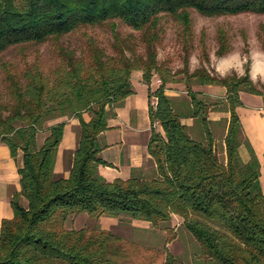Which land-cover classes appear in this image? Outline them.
Masks as SVG:
<instances>
[{"label": "trees", "instance_id": "obj_1", "mask_svg": "<svg viewBox=\"0 0 264 264\" xmlns=\"http://www.w3.org/2000/svg\"><path fill=\"white\" fill-rule=\"evenodd\" d=\"M188 8L206 16L264 13V0H0V52L14 44L52 41L58 57L48 73L37 62L19 75L6 72L9 92L0 101V142L11 157L21 152L22 163L17 168L21 189L10 199L12 216L0 222V264H183L165 249L173 234L156 249L106 229L67 228L66 221L80 213L96 219L125 213L153 227L175 214L199 246L195 264H264L259 163L242 140L236 111L240 91L263 93L247 73L218 76L195 70L189 75L199 84L225 88L224 158L210 131L211 108L195 91L186 88L185 112L174 110L164 93L167 71L156 61L158 21L168 14L187 28ZM115 21L133 32L122 34ZM105 24L111 54L89 35L79 55L61 42L83 27ZM221 45L220 54L227 49ZM132 70H141L147 85L153 71L159 74L160 84L148 91L157 98L156 106L148 108L147 144L157 174L107 181L98 167L110 165L98 156L97 138L132 93ZM85 111L91 114L87 121ZM185 116L200 121L203 139L194 138L192 128L181 122ZM70 117L79 121L78 143L68 176L56 177L57 148ZM241 144L248 151L246 161Z\"/></svg>", "mask_w": 264, "mask_h": 264}, {"label": "rangeland", "instance_id": "obj_2", "mask_svg": "<svg viewBox=\"0 0 264 264\" xmlns=\"http://www.w3.org/2000/svg\"><path fill=\"white\" fill-rule=\"evenodd\" d=\"M190 23L187 28L182 22L171 15L161 14L158 21L160 29L159 40L156 46V61L162 67L167 79V89L175 94L171 99L176 112H185L189 103L186 88L196 92V96L206 102L213 110H224L226 104L218 92L216 97H209L204 84H199L189 75L195 70H205L213 75L224 76L236 74L237 76L248 74L255 87L262 91L264 96V13L244 12L233 15H202L192 8L187 9ZM117 30L122 34L133 32L125 24L115 21ZM134 34H137L136 32ZM86 35L92 36L96 44L108 54L112 53V37L108 24L96 27H83L80 30L64 36L62 44L73 49L79 55L84 47ZM225 44L226 51L218 53ZM37 62L44 73H48L58 63V57L54 52L52 41L43 43L26 42L14 44L0 52V101L8 98L9 80L6 72L19 75L24 68L33 67ZM158 72L153 71L151 81L160 84ZM23 79L21 80V82ZM91 116L90 112L85 111ZM71 119L67 118V121ZM58 120V119H57ZM78 121V120H77ZM75 122H69L66 126L67 133L74 134L76 141L79 138V126ZM196 127V128H195ZM192 128V135L200 133L203 139L202 125L200 121ZM214 138L216 151L224 158L222 139L225 129V121L219 120L216 124H209ZM159 129V128H158ZM199 130V131H198ZM202 133V134H201ZM65 135V137H66ZM42 139V135L40 136ZM66 139V138H65ZM67 140L62 142L66 145ZM67 150H62L61 156H66ZM14 159L15 166L19 165L21 152ZM12 166L14 165L11 162ZM6 194L5 185L0 186V197ZM85 214V213H84ZM173 218L166 223H160L156 227L148 224V228L134 226L131 220L124 214L117 218V225L106 230L115 235L138 242L147 247L162 248L164 238L174 237L165 246L168 253L175 256L183 264H195L199 253V246L191 234L181 224V217ZM178 216V215H177ZM78 221L81 227L101 228L96 218H81ZM83 223V224H82ZM174 223V224H173ZM105 226V225H104ZM169 230L167 231V229ZM103 229V228H101ZM166 252H162L164 255Z\"/></svg>", "mask_w": 264, "mask_h": 264}, {"label": "crops", "instance_id": "obj_3", "mask_svg": "<svg viewBox=\"0 0 264 264\" xmlns=\"http://www.w3.org/2000/svg\"><path fill=\"white\" fill-rule=\"evenodd\" d=\"M129 81L132 93L126 96L119 107L115 108V115L110 116L107 120V129L100 132L97 138L100 147L98 156L110 165L98 167L99 173L107 181H112L114 178L127 179L133 174L143 178H152L157 174L155 164L147 150L150 136L148 91L149 89L154 90L159 84H157L155 80H152L150 84L147 85L142 79L141 70H132ZM205 88L209 93V97L214 98L218 95L217 93L220 92L223 100L225 99L224 87L205 85ZM164 93L170 99L175 97V94L167 88ZM239 99L241 105L236 107V111L241 123L242 140H247L249 142L257 157L259 163V182L264 192V96L252 94L247 91H240ZM82 117L86 121L90 118L86 113H82ZM228 117L229 112L226 111V109H210L207 115L209 124H216L219 120H224L225 129L227 127ZM77 120L78 119L75 117H71L69 121L66 119L63 135L57 148L55 158L54 175L56 177L66 178L69 174L72 154L78 142L74 134L67 133L66 135V126L69 122H75V125L77 124L79 126V121ZM198 121L197 118L188 116L181 118V122L186 124L190 129L194 128ZM75 125L73 124V126ZM196 135L202 138L199 132ZM64 140H67L66 145H62ZM63 148L67 150L64 161L62 157L60 158ZM239 153L244 161L248 159V151L244 144L239 146ZM18 155L19 154L15 157H11L8 147L0 142V186L5 185L6 187V194L2 198L0 197V222L3 218H10L12 216L10 199L14 192H19L21 189L19 175L17 173V168L22 163L21 155L18 160L19 165L15 166L14 164V159ZM11 162L14 164L13 166ZM19 202L22 206H26L27 204L23 196L19 197ZM123 214L131 220V224L134 226H144L148 228V224H150L145 221L133 219L125 213H121L117 216L103 215L97 220H99L101 228L108 229L113 225H117V218L121 217ZM84 217L85 219L89 218L84 213L69 218L66 221V227L75 229L80 228L81 223L78 219L80 220ZM177 217L180 218L175 215V219H178ZM172 218L171 216L170 220H172Z\"/></svg>", "mask_w": 264, "mask_h": 264}, {"label": "built area", "instance_id": "obj_4", "mask_svg": "<svg viewBox=\"0 0 264 264\" xmlns=\"http://www.w3.org/2000/svg\"><path fill=\"white\" fill-rule=\"evenodd\" d=\"M156 104H157L156 96H154V95L150 96L149 97V105L154 108L156 106Z\"/></svg>", "mask_w": 264, "mask_h": 264}]
</instances>
